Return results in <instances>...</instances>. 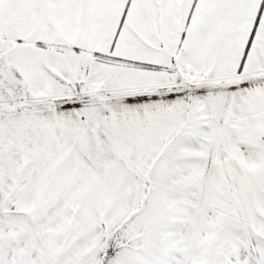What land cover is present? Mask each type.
<instances>
[{"label": "snow or ice", "instance_id": "6c2138e0", "mask_svg": "<svg viewBox=\"0 0 264 264\" xmlns=\"http://www.w3.org/2000/svg\"><path fill=\"white\" fill-rule=\"evenodd\" d=\"M0 264H264V0H0Z\"/></svg>", "mask_w": 264, "mask_h": 264}]
</instances>
